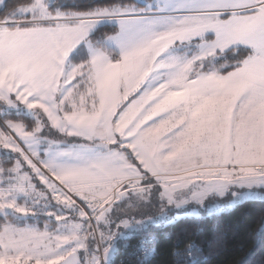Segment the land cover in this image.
<instances>
[{
  "label": "snow or ice",
  "instance_id": "1",
  "mask_svg": "<svg viewBox=\"0 0 264 264\" xmlns=\"http://www.w3.org/2000/svg\"><path fill=\"white\" fill-rule=\"evenodd\" d=\"M0 9V264H113L136 235L148 260L150 226L264 201V0Z\"/></svg>",
  "mask_w": 264,
  "mask_h": 264
},
{
  "label": "trees",
  "instance_id": "2",
  "mask_svg": "<svg viewBox=\"0 0 264 264\" xmlns=\"http://www.w3.org/2000/svg\"><path fill=\"white\" fill-rule=\"evenodd\" d=\"M9 5L16 0H5ZM67 5H88L94 0H62ZM135 2V0H125ZM150 2V0H148ZM3 15V9H0ZM228 203V198H221ZM202 219L185 218L169 225L150 226L147 233L155 235V255L140 262L135 258L123 264H175L179 258L175 250L183 249L186 241H195L203 250L201 264H264V201H245L235 207L208 215L201 211ZM141 235H136L132 239ZM127 249L121 242L113 257L118 264Z\"/></svg>",
  "mask_w": 264,
  "mask_h": 264
},
{
  "label": "built area",
  "instance_id": "3",
  "mask_svg": "<svg viewBox=\"0 0 264 264\" xmlns=\"http://www.w3.org/2000/svg\"><path fill=\"white\" fill-rule=\"evenodd\" d=\"M210 204L213 203L212 201L209 202ZM215 203H219L221 205H225L227 203L221 201L220 199L215 201ZM225 209H228V208H224L222 209L221 211L225 210ZM220 212V211H219ZM147 235H150L152 238H154L155 240V235L153 233H146ZM142 238V235L141 236H138L137 238L135 239H130L128 240L126 243L128 244V247H125L124 246V242L123 243V246L125 249H127V252L126 254H124L123 256L120 257V260L118 262V264H123L126 260H131L132 258H135L136 260L140 261V262H144V261H147V260H144L143 257H142V254L141 252L139 251L137 245H138V241ZM151 246V245H150ZM155 247V245H154ZM155 251H156V247H155ZM149 260V259H148Z\"/></svg>",
  "mask_w": 264,
  "mask_h": 264
},
{
  "label": "rangeland",
  "instance_id": "4",
  "mask_svg": "<svg viewBox=\"0 0 264 264\" xmlns=\"http://www.w3.org/2000/svg\"><path fill=\"white\" fill-rule=\"evenodd\" d=\"M36 223H39L41 226L43 225V223L47 222L45 221L43 218H41L39 221H35ZM0 223H2V220H0ZM29 223H33V221H29Z\"/></svg>",
  "mask_w": 264,
  "mask_h": 264
}]
</instances>
